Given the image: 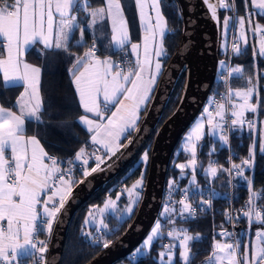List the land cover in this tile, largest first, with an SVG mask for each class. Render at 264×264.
Wrapping results in <instances>:
<instances>
[{"label": "snow or ice", "instance_id": "obj_1", "mask_svg": "<svg viewBox=\"0 0 264 264\" xmlns=\"http://www.w3.org/2000/svg\"><path fill=\"white\" fill-rule=\"evenodd\" d=\"M248 0H245L247 5ZM217 19V8L235 11L234 0H218L210 3L204 0ZM137 10L143 38L140 43L131 41L129 21L126 16L125 5L122 0H103L102 6L93 7L90 0H0V76L6 85L22 83L24 90L15 102L16 111L0 105V264H27L28 260H35L36 264H48L44 253L48 246L39 238L46 233L51 236L54 223L66 211V205L74 199L76 187L84 184L88 177L106 170L104 165L132 142L131 134L139 131L138 121L141 110H146L153 94L157 78L160 74L161 63L158 59L165 55L164 36L167 18L162 11V0H133ZM257 9V15L264 16V0H251ZM83 11L87 15L86 25L78 18ZM110 27L109 43L115 49L113 54H119L130 48L135 56L134 63L127 61L128 67L114 63L112 56L97 55V40L103 36H93L89 47L85 41L86 28L101 32V25ZM246 24L255 34H259L258 50L252 45L254 55L264 56V25L252 18L250 12L247 17L234 18L228 16L223 20V32L227 34L230 27L238 25L239 39L247 46ZM79 33V39L75 34ZM70 42L82 46L87 50L82 55H76L70 50ZM41 44L45 49H56L73 57L68 72L78 97L79 106L85 115L79 117V122L90 133L91 151L82 146L75 153L73 159L65 162L51 155L38 135H28L26 125L29 122L44 123L41 113L44 110V99L41 94V72L38 66L27 63L23 57L33 45ZM232 51L242 53L240 44L233 42ZM221 67L224 63L221 62ZM244 75L240 67L228 69V77L232 74ZM227 83V77L224 78ZM258 75L247 78V86L241 89L228 88L223 102H211L215 105V113L205 109L207 124L212 129V135L218 136L220 142L227 146L229 138L226 124L243 129L247 125L249 130L256 128V119H248L245 113L255 117L264 109V102L260 98ZM255 97V99H254ZM240 101L237 103L236 101ZM230 106V107H228ZM226 113L234 117L230 121ZM88 114H91L90 116ZM219 119H216V118ZM204 122L196 123L186 137L183 150L190 154L187 164L177 166L183 172L185 168L193 169L191 184L196 185L195 167L197 165V143L203 139ZM128 143L122 144L121 140ZM215 151V148L212 149ZM257 144L252 143L249 157L241 164L233 163L231 168L224 169L247 181L249 199L246 208L241 209L247 218L249 228L253 222L262 227L255 232V243L244 244L235 233L226 229L220 233L224 237H234L232 242L215 240L213 250L208 255V264H264V190L261 194L253 191V183L246 176L245 168L253 167ZM259 151L264 152V137L259 145ZM148 153L142 156L146 164ZM90 161H94L93 166ZM115 163V161H113ZM112 165H108L111 167ZM79 168L80 176L76 177ZM212 177L217 174V167L209 164L205 170ZM175 186V181L172 182ZM143 187V175L131 188H125L128 203L123 209L117 206L120 196L116 200L109 199L103 208L96 206L91 209L84 225L95 224V231L100 233L93 237L92 232L84 235L92 238V243L110 247L111 240L105 239V232L109 226L103 219L106 212L116 214L121 222L124 216L133 215V209L140 200L137 189ZM188 189H184V197L178 203L182 206L179 214L182 218L195 215L196 209L188 202ZM257 201L261 203L258 204ZM211 206V197L202 201ZM177 210L166 205L163 214L171 217ZM228 220H232L229 215ZM169 223H176L170 219ZM162 226L159 221L151 230L141 249H151L153 241L162 236ZM173 240L179 241V259L181 264H192V242L200 239V235H191L187 229L173 228L167 232ZM175 243H168L159 253L162 264H173L176 258ZM167 257V259H165Z\"/></svg>", "mask_w": 264, "mask_h": 264}, {"label": "trees", "instance_id": "obj_2", "mask_svg": "<svg viewBox=\"0 0 264 264\" xmlns=\"http://www.w3.org/2000/svg\"><path fill=\"white\" fill-rule=\"evenodd\" d=\"M93 7L102 6L103 0H90ZM162 6L164 14L167 18L169 33L164 39L165 47V69L175 53L178 51L182 38H183V21L181 15V9L176 0H162ZM235 10L237 18L240 16L247 17V14L251 12L249 6L245 4V0H235ZM232 16L233 11H228L225 9L219 10V24H220V38L221 31L223 27V18L226 16ZM79 20L82 24L86 25L87 15L85 12L81 11L78 14ZM258 21L264 24V16H257ZM101 27V26H100ZM101 32H96L95 30H89L86 28L85 31V41L90 47L92 44L93 36H103V39L97 40L98 52L97 55L104 58V56L111 55L113 60H121L124 55H126V50L119 52V54H113L114 51L110 47V27L104 24ZM231 31V27H230ZM237 36V25L235 41ZM76 39H79V33L75 34ZM231 41V36L228 35V44L225 47L220 48V40L217 48L218 61L219 58L223 59L224 67L226 58L228 57V48ZM2 49V48H0ZM70 50L76 55H82L87 49L82 46H77L74 42H70ZM73 57H70L63 51L56 49H45L40 44L34 45L25 56V60L35 66L42 69V73L45 79L53 78L57 82L58 92H71L73 90V84L71 77L68 72V68L71 66ZM121 65H127L124 61L120 62ZM232 63L242 67L244 70L243 76L232 75L231 78V88H244L246 87L247 77L253 76L254 74L260 77L259 79V93L262 102H264V78L261 77V72L264 71V59L260 58L258 55H254L251 45H248L241 54L237 55L232 52ZM222 67L216 75L215 82L213 84L211 93L209 96L220 97L225 94L226 86L220 80L219 75ZM187 84V73L182 71L179 79L174 86V89L170 95L167 102L165 110L156 126L151 137L144 144L138 154L133 158V160L121 171V173L111 180L106 185L102 186L96 190L87 200V202L78 210V212L73 216L70 227L66 237L65 248L63 252V257L60 264H89L107 248H104L102 244L92 243L90 237L85 236L84 233L87 232V228L84 225V220L87 217L88 212L92 207L101 206L107 198L116 197L117 193L121 189L131 188L132 185L141 178L143 175V187L141 191V198L138 201L136 208L133 211V215L129 218L124 219L126 222H121L115 217H109L107 219L109 227L111 229V234L107 236V239L111 240V245L116 243L126 230L130 227L133 222L139 207L141 205L145 184L149 169V160L151 155V150L153 143L159 129L165 125L177 111L183 95L185 93ZM21 92L20 87H6L3 83L2 76H0V101L1 103L9 108H15V102ZM255 99V97H254ZM212 110V108H211ZM215 112V109L212 110ZM44 123L37 124L34 122H29L26 125V131L28 135L36 134L41 142L45 145L46 150L49 151L51 155L58 157V159L74 158L75 153L80 147L84 145H90V134L79 124L78 119L83 114L80 107H65V108H52L45 110L41 113ZM257 116V115H256ZM253 114L250 119L255 118ZM264 116V109L258 114V126H260L261 118ZM135 134L132 135V138ZM131 138V139H132ZM255 139V130H249L248 128L240 129L234 126V133L232 139V148L237 153V158H235V164H241L243 159L249 157V149ZM214 140L205 139L199 146L197 159H198V171H197V184L203 187H214L217 189L219 196H217L211 206H207L206 211L198 215L195 218L181 219L179 217L175 218L179 214L180 204L178 203V198H169L167 193L173 187L172 182L175 181V186L181 188H187L189 185L190 174L186 178H181V175L186 173L187 169L183 172L177 166L180 163H186L190 159V156L184 151L178 152L179 144L177 145L168 165L162 207L157 218V221L162 222V231L166 233L169 226L170 219H174L177 225L187 226L190 233L199 234L200 239L192 242V247L194 255L192 257V264H206L208 255L212 252L213 240L218 237L219 234L225 229L228 231L230 229V223L227 220V212L229 210L228 201L223 199L222 196L226 195L229 190V182L227 171H224L223 160L228 151L222 149L221 153L218 155V162L220 166L217 169L216 176L210 180L209 175H204L205 167L211 163L214 156L209 157L205 153L210 149ZM180 143V141H179ZM257 148H258V136H257ZM92 147V146H91ZM125 149V148H124ZM121 151V153L124 151ZM148 153V161L145 164L141 161L143 154ZM178 152V154H177ZM120 153V154H121ZM119 154V155H120ZM93 164V161L91 162ZM189 173V172H188ZM246 176L251 180V168H245ZM77 178H82L80 176L79 170L76 172ZM253 191L261 194V190H264V154L256 151L255 161H254V172H253ZM234 199H235V211L237 215L236 220V230L237 237L241 239L242 247L244 244L248 243L247 228L248 222L247 218L243 216L241 209L246 208V202L249 199V191L247 181L242 177H239L234 184ZM128 203L127 198L121 200V206L123 207ZM260 204V201H257ZM174 207L177 211L173 213L171 217H162L161 211L166 206ZM55 225V223H54ZM53 225V228H54ZM262 226L253 222L251 225V238L255 235L257 229ZM93 231V229H89ZM52 234V233H51ZM41 236L46 238L49 244L50 237L42 233ZM167 237H160L155 244L152 246L151 250L141 258L133 260L131 257H126L116 264H161L159 260V253L164 248L162 242L167 241ZM109 248V247H108ZM179 248H176V263L181 264L179 259ZM47 257V253L44 255ZM27 261V264H29Z\"/></svg>", "mask_w": 264, "mask_h": 264}, {"label": "water", "instance_id": "obj_3", "mask_svg": "<svg viewBox=\"0 0 264 264\" xmlns=\"http://www.w3.org/2000/svg\"><path fill=\"white\" fill-rule=\"evenodd\" d=\"M181 9L183 38L160 79L146 115L132 142L118 156L111 167L80 187L66 211L55 223L47 250L48 264H60L67 233L73 216L99 188L109 183L133 160L153 134L165 110L170 95L182 71L187 84L181 103L173 117L156 134L151 150L144 195L139 210L122 237L89 264H116L132 253L148 235L159 216L166 173L179 141L201 113L211 93L217 75V48L220 24L213 18L204 0H176ZM216 3V0H209ZM219 20V9L217 8Z\"/></svg>", "mask_w": 264, "mask_h": 264}, {"label": "built area", "instance_id": "obj_4", "mask_svg": "<svg viewBox=\"0 0 264 264\" xmlns=\"http://www.w3.org/2000/svg\"><path fill=\"white\" fill-rule=\"evenodd\" d=\"M234 3H235V0H234ZM232 17L234 18H237L236 16V10L233 11V14H232ZM235 34H236V25L234 27H231V31H230V36H231V41L229 43V48H228V57L226 58V62H225V67L224 69H222V71L220 72V75H219V78L220 80L225 84L226 86V92L225 94L221 95L220 97H211L209 96L208 99L211 100V102L215 99L216 101H221L223 102V97L226 95L227 93V90L228 88L231 86V77H228V69L230 68H234L235 66L233 65L232 63V43L235 41ZM0 51H2V49H0ZM129 65H122V67H128ZM233 75V74H232ZM227 77V83L225 82V79ZM231 88V87H230ZM230 107V106H228ZM212 110L215 109V105L212 104L211 106ZM258 116V114H257ZM256 116V128H254L255 130V139H254V142L256 143L257 141V136H258V118ZM226 118L230 121L231 119H233V117H231L230 113H226ZM226 128H229L231 129L230 131L227 132V135H228V138H229V142H228V145L225 146L223 145L220 140H214L212 146L210 147V149L205 153L207 156L209 157H212L214 156V158L212 159L211 161V164H213L214 166L218 167L220 166L219 162H218V155L221 153L222 149H226L228 151V155H226V157H224V160H223V168L224 169H229L231 168V165L233 163H235V158H237V153L233 150L232 148V139H233V133H234V126H231L230 124H226L225 125ZM84 146H87L88 150L91 151L93 149V147H91L90 145H84ZM215 148V151H212V149ZM69 159H72V158H67V159H60L62 161L65 162V166H66V162L67 160ZM79 170V168H78ZM253 172H254V164H253V167H251V181L253 179ZM190 173H184L181 175V178H186ZM227 175H228V182H229V190L227 192L226 195H223L222 198L223 199H226L228 201V205H229V210L227 212V215L226 217H228L229 215L232 216V220L229 221L228 218V222L230 223V229L228 230V232L230 233H235L236 236H237V230H236V220H237V215H236V211H235V199H234V184H235V181L240 177V176H236L235 175V170H233L232 174L230 175L229 172H227ZM198 185L199 187H195V188H181L179 186H173L167 193L168 197L169 198H173V197H177L178 198V201L182 200L183 197H184V189H188V197H189V200L188 202L191 203L192 207L194 209H196V212H195V215L194 216H187V214H185V217L186 218H182L180 216V214H178L177 216L175 217H179L181 219H189V218H195L197 217L198 215H201L203 214L206 209H207V206L208 204H202V201L204 200H208L209 197H211V203L213 202V200L220 195V193H218L217 189L214 188V187H210V186H207V187H203L202 185H199V184H196ZM194 186V185H193ZM251 228H249V225H248V228H247V237H248V243L251 244L252 242V239L251 238ZM43 233V232H42ZM41 233V234H42ZM39 236V238L41 240H44L45 239L41 236ZM231 239L233 240L234 237H231ZM45 243L47 244L48 246V243L47 241H45ZM169 242L166 241L164 246L166 244H168ZM133 253V252H132ZM132 253H130L128 255V257H131V258H134L132 256ZM29 264H36V261L35 260H30L29 261Z\"/></svg>", "mask_w": 264, "mask_h": 264}, {"label": "crops", "instance_id": "obj_5", "mask_svg": "<svg viewBox=\"0 0 264 264\" xmlns=\"http://www.w3.org/2000/svg\"><path fill=\"white\" fill-rule=\"evenodd\" d=\"M122 2L124 3V5H125V10H126V16H127V19H128V21H129V29H130V36H131V41L133 42V43H140L141 41H142V38H143V30H142V28H141V26H140V21H139V18H138V14H137V10H136V8H135V6H134V4H133V0H122ZM247 6H249L250 7V9H251V13H252V18L255 20V21H258V19H257V16H259V15H257V9H255L253 6H252V4H251V0H248V2H247ZM162 11H163V6H162ZM163 13H164V11H163ZM250 13V12H249ZM248 13V14H249ZM247 14V15H248ZM165 15V14H164ZM166 17V16H165ZM261 25H264L262 22H260V21H258ZM247 25V24H246ZM167 27H168V31H166V33H165V36H164V39H165V37L168 35V33H169V26H168V22H167ZM248 28H250V27H248ZM251 29V28H250ZM248 34L252 37L251 39H249V43H248V45H253V44H255V46H256V48H257V50H258V47H259V43H258V41H259V39H257L256 38V34L253 32H250L249 33V31H248ZM110 35H111V33H110ZM249 36V37H250ZM163 44H164V40H163ZM242 42H241V46H242ZM41 45V44H40ZM247 45V46H248ZM34 46V45H33ZM33 46H31L26 52H25V54H24V57H23V59L25 60V56H26V53L33 47ZM41 46H43V45H41ZM246 46V47H247ZM110 47H111V49L113 50V51H115V49H113V46L110 44ZM244 47V46H243ZM246 47H244L243 49H242V51L246 48ZM164 49H165V47H164ZM48 50H51V49H48ZM166 55V54H165ZM165 55H161L160 57H158V59H159V61H160V63H161V65H162V67H161V70H160V74H159V76H158V78H157V83H156V85H155V87H154V90H153V94H152V97H151V99H150V102H149V104L147 105V107H146V110H144V109H142L141 110V118H140V120L137 122L138 123V125H139V127H140V125H141V123H142V121H143V119H144V117H145V115H146V112H147V110H148V108H149V106H150V104H151V102H152V99H153V96H154V94H155V92H156V89H157V87H158V84H159V82H160V79H161V77H162V75H163V73H164V70H165ZM256 55H258L260 58H262V59H264L262 56H260L259 55V53H258V51H257V53H256ZM124 58L123 59H121V60H113V62L114 63H120V62H122V61H124L125 63H127V61H132L133 63H134V61H135V56L134 55H132V53H131V50H130V48H128V49H126V55H124L123 56ZM102 58V57H101ZM103 59V58H102ZM26 61V60H25ZM27 62V61H26ZM28 63V62H27ZM30 64V63H29ZM121 64V63H120ZM69 75H70V73H69ZM236 76V75H235ZM262 76V75H261ZM70 77H71V75H70ZM263 77V76H262ZM264 78V77H263ZM71 81H72V79H71ZM3 83H4V81H3ZM73 84V83H72ZM4 85L6 86V87H20L21 88V92H20V94L23 92V90H24V87H23V84L22 83H18V84H10V85H6L5 83H4ZM263 87H264V85H263ZM20 94H19V96H20ZM41 94H42V96H43V99H44V110L43 111H45V110H48V109H52V108H56V107H59V108H65V107H80L79 106V102H78V97H77V94H76V92H75V88H74V85H73V90L71 91V92H65V93H63V92H58V87H57V82H56V80L55 79H51V78H49V79H45V76L43 75V73L41 72ZM18 96V97H19ZM0 105H3L2 103H1V101H0ZM4 106V105H3ZM4 107H6V106H4ZM6 108H9V107H6ZM81 108V107H80ZM12 110L13 111H16L17 109L16 108H12ZM81 110L83 111V109L81 108ZM215 113V112H214ZM83 114L85 115V113L83 112ZM89 116L91 115V114H88ZM248 118L250 119V117L248 116ZM78 122H79V119H78ZM79 124L86 130V128L84 127V125H82L80 122H79ZM87 131V130H86ZM136 132H133L132 134H131V138H132V135L133 134H135ZM90 134V133H89ZM91 135V134H90ZM262 137H264V125H263V127H261V123H260V126H259V128H258V152L259 153H261V154H264V152H260L259 151V145H260V143L262 142ZM90 141V140H89ZM121 143L122 144H126V143H128V141L125 139V140H121ZM92 146V145H91ZM93 147V146H92ZM124 149V148H123ZM123 149H121L120 150V152H118L117 153V155L116 156H114V157H117V156H119V154L121 153V151L123 150ZM47 237H48V235L46 234V233H44ZM45 239V241H47L46 240V238H44ZM47 253V252H46ZM46 253H44V255L46 254Z\"/></svg>", "mask_w": 264, "mask_h": 264}, {"label": "rangeland", "instance_id": "obj_6", "mask_svg": "<svg viewBox=\"0 0 264 264\" xmlns=\"http://www.w3.org/2000/svg\"><path fill=\"white\" fill-rule=\"evenodd\" d=\"M216 3H218V0H216ZM218 9L219 10H222L221 8H219L218 7ZM226 17H228V14H227V16ZM225 18H223V20H224ZM223 23V22H222ZM103 25H101V27H102ZM249 26L248 25H246V36H247V38H248V41H249V39H251L252 37L248 34V31H249V33L250 32H252L253 33V31L250 29V28H248ZM228 35H230V29H229V31L227 32V34H225L224 32H223V27H222V31H221V38H220V48H222V47H225L228 43ZM250 36V37H249ZM239 30H238V25H237V36H236V43H238V44H241V42L243 43V41H241L239 38ZM256 38L257 39H259V34H256ZM250 42V41H249ZM241 46V45H240ZM246 47L245 45H244V43L242 44V46H241V48L243 49L244 47ZM263 58H264V56H262ZM221 62H224L223 61V59L222 58H219V61H218V67H217V72L222 68L221 67ZM122 66V65H121ZM235 67H240V66H237V65H235ZM240 68H242V67H240ZM233 75H236V76H239V75H237V74H233ZM261 75L264 77V71H262L261 72ZM252 76V75H251ZM253 76H256V74H254ZM261 76V77H262ZM248 78V77H247ZM246 82V86H247V81H245ZM259 88V87H258ZM235 89H241V88H234V90ZM237 103H239L240 101H236ZM211 106H212V103H211V100L210 99H208L207 100V102H206V104H205V106L203 107V109H202V111H201V113L198 115V117L195 119V121L193 122V124L189 127V129L186 131V133L183 135V137L181 138V140H180V143H179V148H178V152H180V151H184L183 150V146H184V144L186 143V137H187V135L190 133V131L192 130V128L196 125V123L197 122H199V121H201V120H203V122H204V135H203V139H201L198 143H197V149H196V160H197V165L199 164L198 163V159H197V154H198V149H199V146H200V144L205 140V139H212V140H219V138H218V136H213L212 135V129H211V127L207 124V114L205 113V109L207 108L208 109V111H210V112H212V110H211ZM252 114L251 113H245V117L246 118H248V116L250 117ZM234 118V117H233ZM216 119H219L218 117L216 118ZM249 119V118H248ZM260 123H261V127H263V125H264V116L261 118V121H260ZM245 128H248L247 127V125H245L244 126ZM254 130V129H253ZM178 152H177V154H178ZM185 152V151H184ZM186 154H188L189 156H190V154L188 153V152H185ZM118 158V156L117 157H113L112 158V160H109L108 162H107V164L106 165H104L103 167H105V168H107L108 167V165H111L112 164V162L113 161H115L116 159ZM141 161H142V158H141ZM91 162L92 161H90V165L89 166H93L94 165V161H93V164H91ZM180 164H187V162L186 163H180ZM196 165V167H195V175H196V184H197V171H198V169H197V166ZM209 167V164L205 167V169H204V172H203V174L204 175H209L210 176V180H212L214 177H212L210 174H208L205 170L207 169ZM185 169H187V171H186V173H190V179H189V185H188V188H195L196 186L194 185L193 186V184H191L190 183V181H191V179H192V172H193V169L191 168V167H189V168H185ZM184 169V170H185ZM101 172H99V173H96V174H94L93 176H90V177H88V179L87 180H90V179H92L93 177H95L96 175H98V174H100ZM86 182V181H85ZM85 184V183H84ZM84 184H81V185H79L78 187H76L75 189H74V192H73V194L80 188V187H82ZM141 189H137V191H139L140 192V197H141V191H140ZM117 195H119L120 196V199L117 201V206L119 207V208H121L122 209V206H121V200L123 199V198H127L128 199V196H127V193L124 191V189H121L120 190V192L119 193H117ZM117 197V196H116ZM116 197H111V199H113V200H116ZM109 198H107L106 199V201L108 200ZM105 201V202H106ZM104 202V203H105ZM104 203L101 205V206H99L100 208H103V206H104ZM137 204H138V202H137ZM137 206V205H136ZM136 206L134 207V209L136 208ZM192 206V205H191ZM182 206L180 205V208H181ZM93 208H95V207H92L91 209H93ZM90 209V210H91ZM134 209H133V211H134ZM163 210H164V208L162 209V211H161V215H162V217H166L164 214H163ZM179 212V211H178ZM109 217H115L116 218V214H114V213H111V212H106L105 213V215H104V217H103V219L105 220V223H107L108 224V226H109V223H108V221H107V219L109 218ZM126 218H129L128 216H127V214H125V216H124V218L123 219H126ZM175 218H177V217H175ZM157 222V221H156ZM161 224H162V222H160ZM155 226V225H154ZM153 226V227H154ZM86 228H87V232H92V235H93V237H95V236H97V235H99L100 233H98V232H96L95 231V229H96V225L95 224H89V225H87L86 226ZM93 229V231H91V230H89V229ZM173 228H176V229H178V230H183V229H187L188 230V228H187V226H185V225H177V224H174V225H172V226H169L168 227V230H167V232L168 231H170V230H172ZM109 230L110 231H106V230H104V229H101V232H105V239H107V236L108 235H110L111 234V229H110V227H109ZM152 230V229H151ZM167 232L166 233H164L162 236H158L157 238H155L154 239V241H153V245L155 244V242L160 238V237H163V236H166L168 239H167V241L169 242V243H175L176 245H177V248H179V241L178 240H173L171 237H169L168 235H167ZM188 232H189V230H188ZM190 233V232H189ZM151 234V231L148 233V235L141 241V243L136 247V249L133 251V253H132V256L134 257L133 258V260H137L138 258H141L142 256H145L151 249H141V252H139V253H137V249L138 248H141V246L143 245V243H144V241L146 240V238L149 236ZM191 235H193V236H196L195 234H193V233H190ZM90 239H92L91 237H90ZM215 240H219V241H221V242H232V239H231V237H224V236H221L220 234H219V236L218 237H215ZM256 241H255V236L253 237V239H252V242H251V244H253V243H255ZM102 244V243H101ZM165 243L164 242H162V245H164ZM213 244H214V240H213ZM152 245V246H153ZM152 248V247H151ZM164 250V248L162 249V251ZM212 250H213V248H212ZM193 253H194V251H193ZM45 258H46V260H47V257L45 256ZM165 259H167V257H165ZM159 260H160V258H159ZM161 262V261H160ZM176 263V258H175V260L173 261V264H175ZM161 264H162V262H161ZM206 264H208V261H206Z\"/></svg>", "mask_w": 264, "mask_h": 264}]
</instances>
